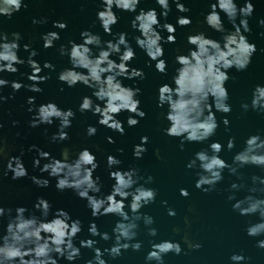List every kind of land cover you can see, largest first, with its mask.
Here are the masks:
<instances>
[{"label": "clouds", "instance_id": "1", "mask_svg": "<svg viewBox=\"0 0 264 264\" xmlns=\"http://www.w3.org/2000/svg\"><path fill=\"white\" fill-rule=\"evenodd\" d=\"M157 4L163 10L162 15L165 20L171 12L170 0H156ZM176 4L177 11L188 13L190 9L185 7L180 0H172ZM103 10L99 11L97 18L100 21L103 31L107 35H112V28L118 24L119 17L114 9L120 11L136 13L141 0H101ZM25 0H0V17L11 19L15 14L26 8ZM255 11L251 0L243 7H238L235 0H216L211 4V11L206 15L204 23L216 32L224 34L223 43L207 38L205 32H198L189 35L187 43L192 46L187 55L182 54L177 49L175 63L179 65L176 68V74L173 77L172 84H164L158 89V107L162 110L167 106V111L161 112L162 120L168 122V127L164 129L165 135L181 140L184 143H203L213 137L218 128L215 112L227 115L231 114L232 107L228 103L230 94L226 87L231 79L228 75L229 70L235 68L237 71H245L250 66L252 57L257 51L255 44L248 41L244 33H250L251 28L248 18ZM223 12L234 27V31L228 32L223 24L220 13ZM160 14L155 9L139 11L132 21V28L141 35L137 36V46L143 50L151 61L155 62L156 70L166 75L168 70L167 61L163 59L165 50L163 44H175L176 26L171 23L161 25ZM242 17V18H241ZM239 24H237V19ZM33 25L46 24L47 20L33 19ZM261 25L264 26V20ZM177 24L180 27H189L192 20L186 16L177 18ZM53 27L60 31L67 30V23L55 21ZM158 29L166 30L168 33L165 39ZM12 39L6 32L0 31V73L16 74L19 72L17 65H27L32 73L28 75L31 84L25 86L16 81H8L0 78V89L6 88L11 83L14 92H19L27 87L28 91L33 93H42L43 89L38 85L45 84L50 79L49 76L42 75L45 69L55 71V66L46 62L43 67L34 59L37 52L31 49L30 44L23 46L24 51L31 55L27 62L18 55L23 39L19 32L11 34ZM83 43L77 44L70 41V48L62 45L61 55H67L71 64L70 68L60 72L58 79L62 84L73 88L82 84L93 90L92 95L101 104L94 103L91 97L85 96L79 106L80 113L91 112L100 117L99 125L107 127L121 135L125 134L123 123L117 119V116L127 111L131 115L127 119L129 127H136L140 120L146 117V113L141 110V101L138 99L142 95L141 89L137 86L125 87L122 78L127 80H143L146 74L143 70L130 68L129 64L136 58V52L129 44L127 33H119L118 39L113 41H102L101 37L90 31L81 33ZM45 49L55 47V42L60 40V34L57 31H50L42 37ZM93 48L100 49L96 54ZM123 48V51H122ZM119 57V63L111 59L112 56ZM151 66V65H149ZM84 70V71H79ZM174 84V87H173ZM63 91V89H61ZM14 97H5L0 94V105L6 103L8 99ZM29 113H34L30 122V127L38 128L41 125H53L54 121H59V131L52 136L54 142L67 141L70 139L67 129L72 127V121L76 117V112L72 109L62 110L55 102L42 104L35 107V97H29L27 100ZM213 107L215 112L213 111ZM247 110L249 105H243ZM253 110L264 112V86L257 85L253 91L251 101ZM134 117H139L136 119ZM14 126L18 122H13ZM223 124L227 127L230 121L225 118ZM3 124L0 123V129ZM97 134V128L89 126L87 136L92 137ZM109 143H115L112 137H108ZM148 137L141 138V143L134 147L133 155L137 160L143 159L148 151ZM228 150L236 147L235 139L228 141ZM31 150L39 154V158L34 160V167L39 168L42 173H48L50 177L56 178V188L58 191L73 190L80 199L87 201L88 208L91 209L92 216L99 218L102 216L115 215L120 219L113 229L115 243L110 249L103 251L96 247L97 241L88 239L81 241L80 247L76 246L75 240L82 231L80 220H72L68 212L59 210L54 214V218L48 220L52 210V204L44 199L38 198L35 209L42 214L43 219L32 215L26 216L28 209L18 207L15 217H12V209L0 207V218L9 216V223L6 229V235L0 237V264H58V259L63 258L74 264L81 257V247L94 250V259L87 264H107L104 259L105 252L113 259L120 257L123 252L129 249L140 251L142 244L137 240V221L143 220L146 225H152L154 219L148 215H142L144 207L151 205L156 201L157 192L155 189L139 185V178L136 169L128 171H112L109 176L115 183L112 185L110 194L100 197L102 191V181L98 176L94 177L95 171L99 168L97 157L87 148L77 152L73 159L71 149L64 148L62 160L51 156L49 152L38 149L35 145ZM99 151V148L97 147ZM224 146L219 142H213L209 145V150H202L196 153L195 158L187 165L189 169L199 168V179L195 187L205 193L214 190L215 186L223 180L225 169H229L231 174L235 175L237 167L229 165L221 158V152ZM123 153V150H120ZM10 148L6 138L0 136V158L8 161L7 171L13 173V180H21L28 177V171L23 161L19 157L10 156ZM157 158L162 159L160 151H156ZM41 160L47 161L41 167ZM122 161L115 156L107 157V167L109 169H118ZM233 164L240 167L253 166L264 169V138L259 135H253L245 141V148L238 152L233 158ZM32 182L40 188H47L50 185L48 179H39L36 176L31 177ZM152 178L149 177L147 183ZM253 183L264 185V179L254 176ZM139 185V186H137ZM233 190H239L241 185L233 184ZM256 193L257 189H250ZM264 191V189H261ZM180 195L188 199L190 193L186 189L180 190ZM131 200L130 204L125 203ZM235 199V197H229ZM166 203V202H165ZM234 210L242 216L260 217V222L251 224L247 228V234L250 237L264 236V198H257L255 195H249L243 200H239L233 206ZM130 209L131 215L129 211ZM189 211H194L189 209ZM169 215L175 217L176 213L169 210ZM185 223L190 226V221L185 217ZM179 235L181 230L174 229ZM89 233L93 237H100L104 241L113 239L107 232L101 233L98 226L92 223ZM149 235L155 237L158 232L155 228H150ZM183 243L187 245L190 251L198 250L201 244L193 242L187 235L183 238ZM264 249V240H260L257 245ZM183 248L179 242L162 241L153 244L152 250L146 257L149 262L164 264V257L170 253L180 255ZM234 264H243L245 257L243 255H233L231 257Z\"/></svg>", "mask_w": 264, "mask_h": 264}, {"label": "water", "instance_id": "2", "mask_svg": "<svg viewBox=\"0 0 264 264\" xmlns=\"http://www.w3.org/2000/svg\"><path fill=\"white\" fill-rule=\"evenodd\" d=\"M185 7L190 9L188 13L177 11L176 4L170 0L171 12L167 20L162 15V9L156 0H141L136 13H129L114 9L119 17V22L112 28V35H107L101 27L97 18L99 11L103 10L101 0H25L26 8L15 14L11 19L0 17V31L6 32L9 39H12L13 32H19L23 39L20 41V51L18 55L21 59H29L31 53L23 49L25 44H30L31 49L37 52L34 59L43 67L46 62L55 66V71L45 69L42 75L49 76L50 79L45 84L38 85L43 89L42 93H33L28 91L27 87L19 92H14L11 83L8 87L0 89V94L5 97H14L0 105V123L3 128L0 129V136L8 141L11 157L22 159L25 168L28 171V177L21 180H13V173L8 172L7 176L3 173L7 171L8 161L0 158V207L12 209V217L16 215L18 207L28 209L26 216L35 215L43 219L42 214L35 209L38 198H44L52 204V210L48 220L54 218V214L63 210L69 213L72 220H80L82 231L78 234L75 243L80 247L81 241L93 239L97 241L96 247L100 250L110 249L115 243L113 229L119 221L115 215L102 216L95 218L92 216L91 209L87 206V201L80 199L73 190L60 192L56 188L57 180L48 173H42L39 168L34 167V160L39 158L35 150H31L33 145L38 149L49 152L52 157L62 160L64 148L71 149L73 159L75 154L85 148L89 149L96 157L99 168L95 171L94 177L101 178L103 187L99 194L100 197L107 196L112 191L114 180L110 179L112 171H128L136 169L139 178V185L155 189L157 198L154 203L142 209V215L151 216L154 219L152 225H146L143 220L137 221V240L142 248L140 251L129 249L123 254L113 259L105 252L104 259L107 264H156L146 260L147 255L152 250L153 244L162 241L179 242L183 248L180 255L170 253L164 257V264H234L231 257L233 255H243L245 260L243 264H264V249L259 248L258 242L264 240V236L250 237L247 234V228L251 224L260 222L258 215L242 216L235 211L233 206L239 200L245 199L249 195H255L257 198H264V185L253 183V177L258 176L264 179V169L245 166L240 167L233 164L234 156L245 148V141L253 136L259 135L264 138V112L253 110L251 101L253 91L257 85L264 86V26L261 21L264 20V0H251L255 11L248 18L251 28L250 33H244L250 43L255 44L257 51L252 57L250 66L245 71H237L235 68L229 70L228 75L231 79L227 82L230 99L228 103L232 107L231 114L225 117V114L215 112L219 128L216 134L208 141L203 143H184L181 140L172 138L164 133L168 122L162 120L161 112L167 111L158 107V89L164 84H172L173 77L176 74L175 63L177 49L182 54L187 55L190 46L187 43L189 35L198 32H205L207 38L223 43L224 34L216 32L209 28L205 23L206 15L211 11V4L216 0H180ZM238 7H243L247 0H235ZM155 9L160 14L161 25L171 23L176 26V43L163 44L167 61V74L159 73L155 68V62L151 61L146 53L141 50L136 43V37L141 34L132 28V21L139 11ZM225 29L228 32L234 31V27L227 16L220 13ZM186 16L192 20L189 27H180L177 24V18ZM242 18V17H241ZM237 19V24L239 20ZM33 19H46V24L33 25ZM55 21L66 22L68 27L65 31H60L53 27ZM50 31H57L61 39L55 42V47L45 49L43 47V35ZM90 31L101 37L103 42L118 39L119 33H127L129 44L136 52V58L130 62V68L143 70L146 78L143 80H127L122 78L125 87H139L142 95L138 97L141 101V110L147 115L136 127H129L127 119L131 115L127 111L121 112L119 119L125 128V134L121 135L107 127L99 125L100 117L91 112L80 113L79 106L85 96L91 97L94 103L101 104L92 95L93 90L78 84L69 88L62 84L58 76L71 64L67 55H61L62 45L70 48V41L77 44L83 43L81 33ZM161 35L166 39L168 33L166 30L158 29ZM94 53L98 54L100 49L93 48ZM123 51V48H122ZM111 59L119 63L118 56H112ZM151 65V66H149ZM19 72L16 74L0 73V78L8 81H16L28 86L31 81L28 75H31V68L25 63L17 65ZM84 71V70H79ZM174 87V84H173ZM63 89V91H61ZM29 97H35L36 105L39 107L48 102H55L62 110L72 109L76 112V117L72 121V127L66 131L70 139L67 141L54 142L52 136L59 131V121H54L53 125H41L38 128L30 127V122L34 113H29L28 108L33 107L27 103ZM249 105L245 110L243 105ZM139 119V117H134ZM227 118L230 121L229 126L223 124ZM18 122L14 126L13 122ZM89 126L97 128V134L92 137L87 136ZM147 136L149 143L144 145L148 151L143 159L134 158L133 151L136 145L141 143V138ZM108 137H112L115 143H109ZM235 139L236 147L229 151L228 141ZM213 142H219L224 146L221 152V158L229 165L237 167L235 175L231 174L229 169H225L223 180L215 186L214 190L205 193L195 187L199 179L200 169H189L187 165L195 158L196 153L202 150H209V145ZM99 148V151L97 150ZM123 150L121 153L120 150ZM160 151L162 159L157 158L156 151ZM115 156L122 161L118 169H109L107 167V157ZM47 161L41 160V167ZM36 176L39 179H48L50 185L47 188H40L32 182L31 177ZM152 181L147 183L148 178ZM241 185V188L233 190L232 185ZM137 185V186H139ZM256 188L257 192L252 193L250 189ZM186 189L190 196L185 199L180 195V190ZM235 199H229V197ZM166 202V203H165ZM125 203L130 204L131 200ZM193 209L194 211H189ZM169 210L175 211V217L169 215ZM131 215L130 209H126ZM185 217L191 222L190 226L185 223ZM9 216L0 218V237L6 235ZM95 223L101 233L107 232L113 236L110 241H104L100 237H93L89 233V228ZM150 228H155L158 235L153 237L149 235ZM179 228L180 234L177 235L174 229ZM187 235L193 242L201 244L198 250L190 251L183 243L184 236ZM58 264H70L63 258L56 257ZM94 259V250L81 247V257L74 264H87Z\"/></svg>", "mask_w": 264, "mask_h": 264}]
</instances>
